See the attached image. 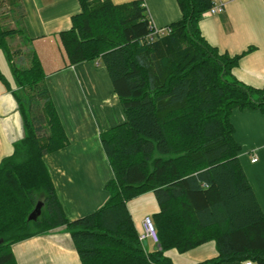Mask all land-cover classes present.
I'll use <instances>...</instances> for the list:
<instances>
[{
    "label": "trees",
    "instance_id": "1",
    "mask_svg": "<svg viewBox=\"0 0 264 264\" xmlns=\"http://www.w3.org/2000/svg\"><path fill=\"white\" fill-rule=\"evenodd\" d=\"M181 19L149 40L142 1L78 0L80 12L59 33L66 66L98 61L105 68L125 121L100 134L112 171L105 203L69 221L55 194L45 155L69 141L43 83L34 52L13 63L8 40L20 30L0 21V50L8 60L24 136L0 161V264H17L11 246L64 227L81 264H172L164 253H185L207 242L217 251L199 264H264V213L239 163L234 110L264 111V84L249 87L232 74L248 52L220 53L201 36L211 0H176ZM264 1V0H263ZM29 49V48H28ZM0 79L6 82L0 72ZM153 193L150 219L158 244L148 251L127 202ZM40 215L27 220L37 203Z\"/></svg>",
    "mask_w": 264,
    "mask_h": 264
},
{
    "label": "crops",
    "instance_id": "2",
    "mask_svg": "<svg viewBox=\"0 0 264 264\" xmlns=\"http://www.w3.org/2000/svg\"><path fill=\"white\" fill-rule=\"evenodd\" d=\"M131 1L134 0H111L116 5ZM139 1L155 29L181 19L176 0ZM211 1L215 5L223 4V10L216 15L202 16L201 36L220 53L230 56L252 48L239 60L232 74L249 87L261 88L264 84V1ZM79 12L78 0H0V21L5 27L20 30L13 39L18 38V44L27 45L25 53L30 50L39 60L45 75L43 83L69 141L64 148L43 157L69 221L88 215L105 203L104 186L112 178V171L100 134L125 121L108 74L98 61L66 66L59 33L70 28L71 17ZM23 53L17 50L14 55L23 57ZM10 74V77L3 74L6 82L0 79V161L12 154L13 146L24 136L22 118L12 93L16 87L11 67ZM231 123L234 139L241 148L239 163L264 213V111L234 110ZM254 157L257 161L253 163ZM127 209L139 233L143 219L155 214L158 205L149 192L128 201ZM146 249L153 250L154 244L147 241ZM11 250L17 264H81L64 227L13 244ZM164 255L172 264H199L214 259L217 251L213 242H207L185 253L171 249Z\"/></svg>",
    "mask_w": 264,
    "mask_h": 264
},
{
    "label": "built area",
    "instance_id": "3",
    "mask_svg": "<svg viewBox=\"0 0 264 264\" xmlns=\"http://www.w3.org/2000/svg\"><path fill=\"white\" fill-rule=\"evenodd\" d=\"M222 10H223V4H218V5L213 4V6L205 14L216 15L222 12ZM149 30H150V33L148 36L149 40H153L155 37L164 36L170 33V28L164 27V28L155 29L151 25V23H150ZM256 161H257V158L254 157L252 159V162L254 163ZM138 237H139L140 242L145 243L147 241H151L154 245L158 244V236H157L156 230L154 228V225L150 217H145L143 219L141 231L139 232ZM242 264H252V263L250 261H245Z\"/></svg>",
    "mask_w": 264,
    "mask_h": 264
},
{
    "label": "rangeland",
    "instance_id": "4",
    "mask_svg": "<svg viewBox=\"0 0 264 264\" xmlns=\"http://www.w3.org/2000/svg\"><path fill=\"white\" fill-rule=\"evenodd\" d=\"M20 42V40L17 38L12 40H8V46L11 52H16L17 50H22L23 53V57H21V55H12L13 57V63H19L20 65H22V61L24 60L25 56H27V53H25V49L27 45H23L22 43L18 44ZM0 71L1 73H3L5 76L10 77V64L8 62V60L6 59V56L4 55L3 51L0 50ZM2 74V75H3Z\"/></svg>",
    "mask_w": 264,
    "mask_h": 264
},
{
    "label": "water",
    "instance_id": "5",
    "mask_svg": "<svg viewBox=\"0 0 264 264\" xmlns=\"http://www.w3.org/2000/svg\"><path fill=\"white\" fill-rule=\"evenodd\" d=\"M42 203H37L35 205V208L33 209V211L29 214L27 220L29 221H34L36 220V218L40 215V211H41V207H42ZM144 245H146V242L144 243Z\"/></svg>",
    "mask_w": 264,
    "mask_h": 264
}]
</instances>
